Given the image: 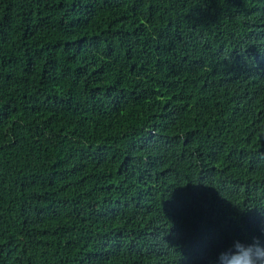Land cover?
<instances>
[{
	"label": "trees",
	"instance_id": "obj_1",
	"mask_svg": "<svg viewBox=\"0 0 264 264\" xmlns=\"http://www.w3.org/2000/svg\"><path fill=\"white\" fill-rule=\"evenodd\" d=\"M262 225L264 0H0V264H215Z\"/></svg>",
	"mask_w": 264,
	"mask_h": 264
},
{
	"label": "clouds",
	"instance_id": "obj_2",
	"mask_svg": "<svg viewBox=\"0 0 264 264\" xmlns=\"http://www.w3.org/2000/svg\"><path fill=\"white\" fill-rule=\"evenodd\" d=\"M260 232L264 236V225ZM215 264H264V241L259 238H253L251 242L233 240L218 253Z\"/></svg>",
	"mask_w": 264,
	"mask_h": 264
}]
</instances>
